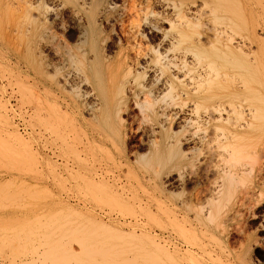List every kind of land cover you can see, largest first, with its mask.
<instances>
[{
  "label": "rangeland",
  "instance_id": "obj_1",
  "mask_svg": "<svg viewBox=\"0 0 264 264\" xmlns=\"http://www.w3.org/2000/svg\"><path fill=\"white\" fill-rule=\"evenodd\" d=\"M63 1L0 0V264H155L152 258L160 250L153 248L155 244H151L150 239L175 253V262L171 264H264V0H238L247 24L242 26L241 34H246L252 27H257L260 34L253 45L248 43L252 52L242 60L246 79L236 81L241 85L237 91L243 93L239 101L217 99L219 104L216 100L203 106L206 110L203 107L197 109V98L190 99L181 90L180 105L168 102L170 98L166 100L170 104L164 99L158 102L157 106L163 107L159 109L170 116L172 114L170 129L178 131L176 136L183 141L182 147L188 150V156H192L191 160L185 159L173 169L162 166L163 169L153 162L152 157L140 159L141 162L135 160L137 155L147 151L149 134H144L148 124L141 120V109L134 100L122 113L126 136L119 145L121 150L116 148L111 131L104 128L100 120L86 117L82 106V110L77 112L73 109V113L65 108V101L71 100L72 96L66 90H55V96L52 95L54 103L50 102L51 106L57 104L58 109L63 106L59 111L67 113L66 116L60 114L59 119L57 116L50 118L52 126L42 121L39 124L35 115L37 91L31 87L40 76L37 68L31 66L30 58L51 74L59 66L63 67V64H58L57 53L53 50L56 47L62 49L63 41L74 43L76 39L75 32L66 29L70 24L68 14L71 6L60 7ZM102 1L106 6L115 5L116 13L120 15L118 17L115 13V20L102 21V34L109 40H117L122 31L120 18H127L132 0ZM142 1L135 0V3L136 6L144 3V10L148 3ZM149 1L152 2L148 5L153 14L172 17V11L166 9L162 2ZM204 9L208 12L210 7L205 6ZM39 10L42 13L55 10L58 15L54 17L51 11L48 22L43 20L42 27L34 30L30 18L41 13ZM145 28L148 37L158 43L161 35ZM71 34L72 38H69ZM109 42L106 51L114 55L118 47L113 41ZM130 54L133 56L132 52ZM64 68L59 71L64 72ZM230 81L228 78L226 82L232 85L233 81ZM229 90L214 88L210 92L228 94ZM41 91L42 94L48 92ZM217 109H221L222 112H218L224 120L218 121ZM251 113L254 114L252 121L255 125L239 141L237 161L240 164L237 168L227 166L228 151L232 149L226 146L228 143L224 139L228 132L217 128L233 130L235 127L233 122L228 123L230 120L242 121L241 116L251 119ZM209 114L215 119L210 120ZM35 121L42 128L37 127ZM87 128L93 132L90 139L93 144H89L85 134ZM5 130L23 136L28 147H20L18 141L10 138L5 141L8 137ZM187 137H191L189 143L185 141ZM37 141L39 146L46 147L40 146L43 149L42 161L45 163L50 159V163H59L56 170L53 168L55 172L52 167H46L48 171L45 168L40 171L35 166L31 147ZM40 141L45 142L42 144ZM71 143L73 148L69 146ZM78 156L86 159L81 160ZM65 165L71 166L72 171L66 167L63 169ZM72 166L77 168L73 170ZM229 167L238 172L236 180L230 184L223 175ZM107 170L110 172H105ZM97 172L100 173L98 176ZM178 173L183 176L180 181L176 180ZM101 177H104L101 180L103 185L105 181L113 185L101 187V183L97 186L96 181ZM152 178L162 180L163 185L156 184V187ZM115 180L116 183L119 181L117 185ZM72 208H78L81 213H75ZM132 233L140 238L132 239L128 236ZM144 235H148L146 239ZM159 255L162 256L161 253Z\"/></svg>",
  "mask_w": 264,
  "mask_h": 264
},
{
  "label": "bare ground",
  "instance_id": "obj_2",
  "mask_svg": "<svg viewBox=\"0 0 264 264\" xmlns=\"http://www.w3.org/2000/svg\"><path fill=\"white\" fill-rule=\"evenodd\" d=\"M146 1H147L146 3L148 4L151 2L149 0ZM158 1L160 3L162 2L166 7V9L172 11V17L170 16L161 17L159 13H156L158 15L153 14L154 11L153 13L150 11L151 6H149L148 4L147 5L149 6V9L147 8L148 6L145 5L146 8L143 10L142 7L144 6L143 5L144 3L142 4L141 2H140L141 5H137L138 6L137 9L136 6L137 3H135V0H132L129 12L127 11L128 14L126 13L127 18L126 16L124 17L125 19L123 20L122 17L120 18L122 22L121 23L122 31L120 32L121 34L120 36H118L117 40H114L112 38H111L112 40H109L110 38L107 35L102 34L103 31L101 29V23L103 20H105L107 23L108 21H112L113 18L115 20V18L118 16L116 13L117 11L115 5L106 6L103 4L102 0H65L61 2L60 7H63V5L71 6V9H69V14H68L70 18V24L66 29L67 30L72 29L76 33V34L74 33L76 39L74 43L63 41L65 47L64 45L60 46V44L58 45L57 43V45L62 47V49L59 47H56V49L59 48L60 50L54 49L56 45L55 42H54L55 45H53L54 48L53 46L51 47L52 49H54L53 50L54 53L55 54L57 53L56 54L58 57L57 61L59 60L58 64L59 65L63 64L62 66L65 67L64 72H60L63 67L60 68L61 66H59L58 70H55L54 71L55 73L51 74L48 71L37 66V61H35V59L30 58L31 66L37 68V70L39 71L38 75L40 76V79H35L33 87H31V90L37 91V95L36 94L35 95L38 98L36 100V105L37 104L38 105L35 108L36 110L35 115L37 116V120L39 121V124L40 121H42L46 123V125H50V121H49L50 118L54 119L56 118V116L58 117L61 114L60 108H62L63 106L59 107L60 109L59 111V109L56 107L57 104L56 106L54 105L56 108L54 106H51L50 104L54 103L52 102V100H54L53 99L54 97L52 95L55 96V90H64V91L66 90L72 96L70 97L71 100L67 99L65 101L67 102L65 108H67L68 110H72L73 113L74 110H77L78 112V110L81 109L80 107L82 106V109H85L84 112L86 111V114L88 115V116L86 115V117L88 118L90 117L94 119L96 118L100 120V124L102 126L105 125L106 127L104 126V128L109 129L111 131L112 135L114 136L113 142L116 145V148H118L119 145L121 146L123 142L124 139L123 137L126 136V132H125L126 129L124 128L125 120L124 117L122 116V113L123 111L129 108L130 101L134 100L136 101L135 103L141 109L140 110L141 120L145 122V125L146 123L148 124V126L146 125V131H144L145 132L144 134H146V132L149 134V138L146 137L148 138L147 141L148 149H146L147 151L143 154L137 155L135 160L137 162H141L140 159L152 157L154 163L157 162L158 164L161 165V167L164 166V168L170 167L171 169H173L178 165L180 166L181 162H184L185 159L192 158L191 155H189L190 156L189 157L188 153H186V151L188 152V150H185L184 147H182L183 141L177 138L176 135L178 131L174 132L172 130L173 131L172 132L170 129L171 126L170 117L172 116V114L170 116V114H167L165 110L164 111L161 110L163 109V107H160V105L159 107L161 109H159V107L157 106L158 102L160 103L162 102L161 100L164 99V101H166L170 98L168 102L170 101L172 102L171 104L174 105L175 104L177 105L179 103L180 105L181 101L179 100L182 95L179 96V93H181L180 92L181 90L184 91V96L186 95L190 99L191 97L197 98V100L195 101L196 106L194 105L197 109L203 106L206 107L207 104L209 105L213 104L214 102H216L217 99L219 100L227 99V101L229 100V102L233 100L239 101V99L243 96V93L237 91L241 85L240 82L236 83V81L238 79H242L243 81L244 79H246L244 77L245 76L244 73L242 72L243 70L242 60L244 57L246 56L248 57V55L250 56L252 52L250 48L251 46L248 47V43L253 45L254 42L257 41V38L260 36H258L259 33L256 29L257 28L256 26H255L256 28L252 27L251 30H247L246 34L243 35L241 34L242 26L243 25L246 26L247 24L244 22L246 21L244 9L239 4L238 0H158ZM39 2H41V0H39ZM205 6L210 7L208 12H206L207 10L205 11L204 9ZM51 11L54 17H57L58 12H55V10H51ZM51 11L48 10V12L45 11V13H42L40 11L41 13L38 12L39 14L31 15V17L32 16L33 17L32 19L30 18V23H32V27L34 30H39V27H42L41 25L43 24V20L47 21V18ZM115 13L117 16L114 17ZM256 21L257 19H255V22ZM163 23L167 25L163 26ZM145 27L149 29V32L151 33L157 32L161 35L160 39H158L159 41L158 43L153 42V40L149 38L150 36L148 37L149 33L147 34L148 30H146ZM42 34H44V32ZM52 37L54 38V35ZM69 38H72V34ZM53 40L54 39H52V41ZM109 41H113L112 43H114L115 46L118 47V52L114 55H112L111 52L110 54L106 51L107 48L106 45ZM131 52L133 53V56H131L130 54ZM59 69L61 70L59 71ZM228 78H230L233 81V82L230 81V83L232 82V85L226 82ZM214 88L215 89L219 88L220 90H226V89L227 90L231 89V90L227 91L228 94H216L210 92V90ZM41 90H46V92L48 90V92L45 93L44 91L43 93L46 94L44 95L42 94ZM182 103L184 104L186 102L182 101ZM216 103H218V100ZM217 106L218 107L216 108L219 109L220 108L219 105ZM204 109L206 110V108ZM213 109H215V107H213ZM218 109L217 112L221 110ZM62 112L64 113V111ZM220 112H218L220 117L218 121L222 120L223 118ZM209 113H211V111ZM66 114H61V115L66 116ZM211 114H209L208 117L210 120H214L215 115L213 116L214 117L213 119L211 117ZM69 116H71V114H69ZM249 116H251V119L241 116L242 121L240 120L234 122L230 120L231 122L229 121L228 123L233 122L232 126L235 127L233 130L229 128L230 130L228 129L227 131L226 128L228 127L226 128L225 127L220 128L219 126L218 128L216 127L217 129H223L222 130L223 132L224 130L228 132L224 139L227 140L228 143L226 146H230V148L232 149L228 151L229 159L227 158L228 159L227 166L231 167L233 165L235 168H237L236 166L240 164L237 161L240 151L239 141L243 140L246 134L249 132V129L253 128L255 125L252 121L254 114L251 113L249 114ZM59 118L60 117H58V119ZM33 119H35L34 116ZM217 119L215 121H217ZM171 120L173 121L172 117ZM144 122H142V124H144ZM189 123L190 122H188V124ZM35 125L39 127L41 124L38 125L37 123ZM32 127L34 129V125ZM14 130L15 128L13 129V131ZM41 131L42 130H40V132ZM85 132H86L85 134L88 136L89 144L91 143L93 144V142H91L90 140L93 132L91 133L88 128L86 129ZM5 133L8 132H6L5 130ZM33 133L36 134L35 131ZM41 135L43 137V134ZM64 136L65 135H63V137ZM22 137L23 136H21L20 134L17 135V133L11 132L8 133V137L4 140L8 141L9 138L12 141L16 140L18 141L17 143L20 144V147L23 146L27 148L28 144L25 142V140L27 139ZM190 138L187 137L185 141L190 142ZM44 142L41 143L44 144ZM46 145H48V141ZM40 146L37 141L36 144L33 147H31L32 148L31 157L33 156L32 158L35 159L36 161L35 166L38 168V170L40 169L41 171V169L44 168L46 170V167L48 168L52 167V171H53L54 170L53 168L55 167L58 168L59 163L57 164L55 162L57 165L55 166V163H50V159L49 161L46 160V162L49 163V165L48 164L46 165L45 164L46 162L44 163L42 161L41 150H43L42 147L44 145L42 147ZM69 146L70 148H73L72 143L71 145L69 144ZM75 147L73 150H75ZM88 147L90 148V146ZM43 148L46 147L44 146ZM118 149L121 150V147H119ZM54 154H56V152ZM83 158L81 160L86 159ZM52 161L53 160H51V162ZM52 164H54V166ZM68 165L67 167L65 165L63 169L66 167V169L69 168L72 171L71 166ZM75 167L76 166H72L73 170H75L74 169ZM97 169H99V166L97 167ZM46 171H48V169ZM235 171L231 168L230 169L227 168V170H225V172L223 173L224 178L226 179L228 184L236 180L235 175H237L238 172L236 171L237 172L236 173ZM49 172H51V170H49ZM105 172L108 173L110 171L107 170ZM98 173L99 172H97L96 174L97 176L100 174ZM177 175L178 176L176 180L179 181L182 180L183 176L180 173H178ZM94 176L93 179H95ZM108 177L107 179L109 180L110 178ZM101 178L100 181L98 180V182H100L99 184L96 180H94L96 181L97 186H99L103 182L101 180H104V177L102 179ZM155 179L152 178V181L153 180L155 181ZM112 181L114 180L112 179ZM157 181L158 180L154 182L155 186L156 184L157 185L160 184L161 187V184L163 185L162 180L158 182ZM89 182L92 183L90 179ZM105 182L108 183V181ZM105 182L104 185L102 183L101 184L102 186L101 185L100 186L103 187V186L113 185L112 183L110 184L108 183L109 185L108 184L105 185ZM92 185L94 184L92 183ZM94 186H96V184ZM73 211L78 214L81 213L80 211H78V208L77 210H73ZM88 216L90 217V214ZM108 226L111 227L110 225ZM116 230L122 233L120 230L118 229ZM128 236L131 237L132 239L140 238V236L138 237L136 233H132L130 235L128 234ZM147 236L148 235H146L143 238L146 239ZM147 240L149 239L147 238ZM150 240L151 242L150 241L149 242L151 244L156 245L152 247L156 248L157 250H160L159 252L162 254L161 257H158L160 253L157 255L156 252H154L155 251L154 249H153L154 251L150 250L151 253L154 252L153 254H156L157 256L156 257L155 255H153L156 257V259L155 257L152 258L153 263L158 264L159 262H161L162 264H171L175 262L174 259L176 257L173 256V254L175 253L170 252L165 245L161 247L160 245L155 243L156 242L155 240H154L155 242L152 241L153 239ZM157 245L160 247V249L157 247ZM154 260L158 263H156Z\"/></svg>",
  "mask_w": 264,
  "mask_h": 264
}]
</instances>
